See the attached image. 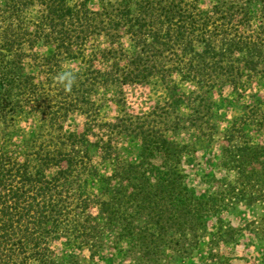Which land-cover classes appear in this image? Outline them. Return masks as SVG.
I'll list each match as a JSON object with an SVG mask.
<instances>
[{"label": "trees", "instance_id": "16d2710c", "mask_svg": "<svg viewBox=\"0 0 264 264\" xmlns=\"http://www.w3.org/2000/svg\"><path fill=\"white\" fill-rule=\"evenodd\" d=\"M135 85L163 100L131 112ZM261 87L264 0H3L0 264H95L111 247L134 264H182L207 237L206 264H230L218 247L242 229L223 213L260 207L245 228L264 240ZM75 111L83 128L65 129ZM221 133L225 175L202 198L183 158Z\"/></svg>", "mask_w": 264, "mask_h": 264}, {"label": "rangeland", "instance_id": "374dc122", "mask_svg": "<svg viewBox=\"0 0 264 264\" xmlns=\"http://www.w3.org/2000/svg\"><path fill=\"white\" fill-rule=\"evenodd\" d=\"M3 0H0V5ZM97 6V4H92ZM18 27V24L15 25ZM14 27V29H15ZM18 32V28L16 29ZM75 66L74 64H69ZM189 88V87H188ZM260 92L264 93V87L260 88ZM164 90L154 85H135L130 86L126 90L127 108L131 112L140 113L151 110L158 102L163 100ZM233 94L228 90L225 92L224 105L222 112L229 118L237 113V107L233 101ZM108 112L114 114V107H109ZM21 126L27 131L31 130L37 124V121L31 119H21ZM85 118L79 112L70 113L64 121L65 129L81 130L84 125ZM226 127V123L221 124L222 129ZM223 133L216 136V141L212 147L207 150H200L195 153L186 155L183 158L182 168L186 174V182L192 187L196 193L207 198L216 189L215 177L220 178L225 175V171L221 169L219 160L222 155ZM255 140H261V136L254 135ZM262 211L260 207L252 205L237 206L229 212L223 213L222 217L225 222H230L235 229H242L238 233V241L221 244L218 250L222 254L230 258V264H260L264 263V240H262L255 231L246 229V223L252 220H259ZM211 232L219 230L218 224L212 221L209 229ZM203 241L204 249L198 252L192 260H187L182 264H206V241ZM86 262L88 261V252L82 254ZM95 264H134L130 260H123V255L118 248H108L95 257Z\"/></svg>", "mask_w": 264, "mask_h": 264}, {"label": "clouds", "instance_id": "9594fccd", "mask_svg": "<svg viewBox=\"0 0 264 264\" xmlns=\"http://www.w3.org/2000/svg\"><path fill=\"white\" fill-rule=\"evenodd\" d=\"M61 79H63V78H61Z\"/></svg>", "mask_w": 264, "mask_h": 264}]
</instances>
